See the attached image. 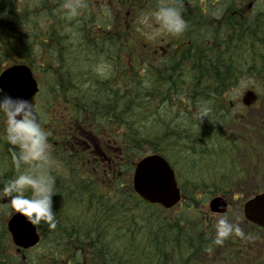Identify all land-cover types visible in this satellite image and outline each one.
I'll use <instances>...</instances> for the list:
<instances>
[{"label": "trees", "instance_id": "16d2710c", "mask_svg": "<svg viewBox=\"0 0 264 264\" xmlns=\"http://www.w3.org/2000/svg\"><path fill=\"white\" fill-rule=\"evenodd\" d=\"M61 3L0 0V72L25 63L40 82L36 107L46 115L60 193L56 227L37 225L41 242L19 253L7 228L14 210L0 201V264H264V229L241 208L217 216L206 206L216 194L232 204L264 190V7L232 25L229 37L179 40L180 51L172 45L157 56L141 22L128 30L85 9L69 21ZM243 80L257 87L252 113L230 97ZM203 103L210 120L200 122ZM2 121L0 180H7L17 171L5 156ZM150 153L176 170L183 198L171 209L133 189L135 164ZM222 216L245 237L213 245Z\"/></svg>", "mask_w": 264, "mask_h": 264}, {"label": "clouds", "instance_id": "9594fccd", "mask_svg": "<svg viewBox=\"0 0 264 264\" xmlns=\"http://www.w3.org/2000/svg\"><path fill=\"white\" fill-rule=\"evenodd\" d=\"M184 4L185 0H171L150 14V19L160 33L176 36L186 30ZM85 7L84 0H63L60 5L69 21L80 16ZM210 112L206 103L196 109L200 122L209 119ZM0 115L3 117V139L9 145L12 164L17 171L12 178L0 180V201H7L14 210L13 214H22L32 225L43 222L54 229L56 218L53 197L60 193L51 174L53 162L49 133L40 123L37 107L30 98L13 96L0 87ZM215 233L213 245H223L225 239L232 235L245 237L239 225L223 216L215 225ZM205 251L211 253L212 246L209 245Z\"/></svg>", "mask_w": 264, "mask_h": 264}, {"label": "water", "instance_id": "95a60500", "mask_svg": "<svg viewBox=\"0 0 264 264\" xmlns=\"http://www.w3.org/2000/svg\"><path fill=\"white\" fill-rule=\"evenodd\" d=\"M0 87L13 96L30 99L40 90L33 70L27 64H12L3 69L0 73ZM251 94L248 92V95ZM133 185L142 199L152 204L159 203L165 208H172L182 199L175 169L164 156L157 153L149 154L137 162ZM208 206L211 212L224 214L229 203L224 196L217 195L210 199ZM243 209L248 221L264 228V191L249 198ZM7 225L17 246L30 248L39 243L37 226L28 222L22 214L11 215Z\"/></svg>", "mask_w": 264, "mask_h": 264}, {"label": "flooded vegetation", "instance_id": "af4514ba", "mask_svg": "<svg viewBox=\"0 0 264 264\" xmlns=\"http://www.w3.org/2000/svg\"><path fill=\"white\" fill-rule=\"evenodd\" d=\"M84 2L85 10L95 13L99 11L102 18L117 21L128 30L134 29L141 22L142 34L149 45L147 47L157 56L170 53L172 45L176 51H180L179 40L222 37V34L229 37L233 33L232 25L234 28L238 23L241 25V21L247 16L258 14L264 7V0H185L183 14L187 28L182 34L173 36L160 33L150 19L152 12L161 4L170 3L171 0H84ZM176 41L177 44H174ZM183 43L185 45L186 42Z\"/></svg>", "mask_w": 264, "mask_h": 264}, {"label": "rangeland", "instance_id": "374dc122", "mask_svg": "<svg viewBox=\"0 0 264 264\" xmlns=\"http://www.w3.org/2000/svg\"><path fill=\"white\" fill-rule=\"evenodd\" d=\"M250 90L253 92H257V87L255 86V83H253L250 80H243L240 83V85L232 91L230 97L232 100L235 101V106L237 109L243 108L244 106H247V104L243 100H244L245 94ZM33 102L36 106H38V102H40V100L35 99ZM250 110H253V109L249 108V111ZM45 118H46V115H44V113L39 114L40 123H41L43 128H44V125H43L42 121H44ZM258 147L260 148V150L262 152V158H264V140L261 136L259 139ZM262 164H263V161H262ZM252 168H255V166H252ZM258 169L261 170L262 166H259ZM249 197H250L249 192H244L243 194L236 196L235 199L232 201L231 210L235 211L239 208H241V210H242L243 209V203Z\"/></svg>", "mask_w": 264, "mask_h": 264}, {"label": "bare ground", "instance_id": "6f19581e", "mask_svg": "<svg viewBox=\"0 0 264 264\" xmlns=\"http://www.w3.org/2000/svg\"><path fill=\"white\" fill-rule=\"evenodd\" d=\"M172 58H175V55L171 56V59H172ZM171 59H170V60H171ZM5 156L11 158V153L9 152V149H6V150H5ZM39 234H40V240H39V243H40L41 240H42V234H41L40 231H39ZM11 247H12V249H14V246H13L12 241H11Z\"/></svg>", "mask_w": 264, "mask_h": 264}]
</instances>
